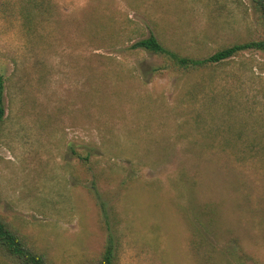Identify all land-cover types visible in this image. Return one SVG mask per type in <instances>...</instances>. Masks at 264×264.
Returning a JSON list of instances; mask_svg holds the SVG:
<instances>
[{"label":"rangeland","instance_id":"374dc122","mask_svg":"<svg viewBox=\"0 0 264 264\" xmlns=\"http://www.w3.org/2000/svg\"><path fill=\"white\" fill-rule=\"evenodd\" d=\"M52 3L35 36L0 0V217L50 264H264V53L135 47L263 39L255 1Z\"/></svg>","mask_w":264,"mask_h":264},{"label":"trees","instance_id":"16d2710c","mask_svg":"<svg viewBox=\"0 0 264 264\" xmlns=\"http://www.w3.org/2000/svg\"><path fill=\"white\" fill-rule=\"evenodd\" d=\"M254 1L264 24V0ZM21 4L19 17L32 35L36 36V33L41 30L38 29V26L42 28L45 23L54 20L53 9L55 7L52 0H21ZM135 47L164 58L176 71L194 73L230 62L246 52L264 53V38L224 47L204 59L183 56L174 52L168 49L155 35L142 38L136 43ZM5 92L6 80L0 73V128L6 118ZM251 149H254V147H251ZM0 258L14 264H50L42 254L31 247L28 241L13 230L1 217ZM94 264H117L114 250L107 247L101 258Z\"/></svg>","mask_w":264,"mask_h":264}]
</instances>
